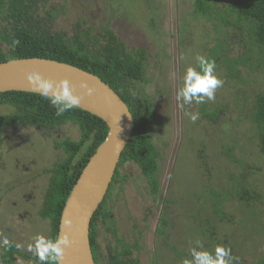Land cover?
Segmentation results:
<instances>
[{
	"label": "trees",
	"instance_id": "trees-1",
	"mask_svg": "<svg viewBox=\"0 0 264 264\" xmlns=\"http://www.w3.org/2000/svg\"><path fill=\"white\" fill-rule=\"evenodd\" d=\"M224 1V8L219 9L217 5ZM44 2L45 0H0V63L14 59L40 58L75 66L98 77L127 105L133 119V131L120 156L109 192L92 217L89 242L95 264H138L131 258L127 259V252L121 254L114 247L110 248V245H105L103 252L98 253L102 236L96 228L100 225L107 226V201L115 189L116 181L123 180L119 174L120 168L131 162L150 176L161 156L153 140L157 127L153 124L151 101L136 87L137 82L144 79V54L125 45L111 29L95 30L87 20H76L69 31L57 30L50 17L52 11H40ZM193 4L192 16L203 19L213 16L217 21L212 25L215 36L211 41L215 46L209 50L208 57L215 60L218 68H225L226 78L230 81L255 86L254 93L251 94V119L258 140L257 150L264 156V0H193ZM214 4L217 9L213 8ZM13 40L19 41L15 48L12 47ZM231 48L236 53L231 54L230 58L225 57L223 52L229 53ZM242 71L246 72V79L243 78ZM233 92L240 96L239 101L245 100L243 94ZM0 107L9 110L6 114H0V139L9 130L36 129L38 143L43 140L46 142L49 138L54 141L56 149L64 153L60 156V151H56L60 161L53 167L45 190L37 194L38 197L41 194L42 201L35 216L37 221L34 222L41 234L55 238L63 206L81 171L105 140L108 129L99 118L78 108L57 115L48 99L38 94L1 93ZM186 109L185 107L184 110ZM223 111L218 108L204 112L208 128L202 131L214 129ZM66 129L69 134L72 133L71 137L76 135L77 139L71 140L69 135L64 138L55 137L56 133ZM190 131L192 132L191 128L188 132ZM221 139L223 140V136ZM220 153L237 163L242 170L241 174L230 172L226 186H222L220 176L223 174L225 177L227 172L223 173L220 167L216 169L210 163L206 166V185L202 186V195H209L211 213L205 222H195V229L199 240L202 237L210 244L216 241L214 246L227 244L217 240L220 236L217 224L234 222L225 212L226 202L235 200L244 207L245 216L249 219L255 217L259 205H264L261 195L248 184L247 178L254 173L248 170L243 161L233 157L229 146H222ZM215 183L221 187L216 188ZM150 185L151 189L155 188L153 180ZM199 199L200 195L197 196V200ZM201 223H205L204 230L200 227ZM0 228H4L1 221ZM15 245L16 243L7 250L3 249L0 264H16L15 255L25 257V253L20 249L16 250ZM226 246L232 249L230 244ZM27 264H36V257ZM239 264H243L241 259ZM253 264H264V257Z\"/></svg>",
	"mask_w": 264,
	"mask_h": 264
},
{
	"label": "rangeland",
	"instance_id": "rangeland-1",
	"mask_svg": "<svg viewBox=\"0 0 264 264\" xmlns=\"http://www.w3.org/2000/svg\"><path fill=\"white\" fill-rule=\"evenodd\" d=\"M119 1L123 8L121 14L124 17H136V21L133 19L128 22V33L123 34L126 44L144 49L146 52L151 53L152 56L157 54L161 58L160 72L158 73L156 70L157 73L155 71L154 74L153 63L149 61L148 67L144 72L146 79L139 81L136 86L144 97L151 100L154 114L153 124L158 127L156 132H159V134L157 135L156 133L153 140L159 143V148L161 147V156L158 160L160 167L158 175L160 195L155 199L156 197L148 194L147 199L145 198L146 202L144 201L145 205L139 206L136 202H133L130 209H127L129 200L127 194L132 187L130 185L128 189L126 184H124L125 186L120 185L119 194L114 199L111 198L107 203V206L113 208L114 211V214L109 213L111 216L113 215L111 219L114 218L115 224L113 225H115L114 227L118 233L116 246L113 243V238L102 235L99 248L103 252L104 246L110 245V248L114 247L117 252L123 254L124 250L131 246L128 242L131 241V236L140 232L139 240L141 244H144L141 247V264H181L182 258H191L189 248L193 247L194 243H190V241L194 242L199 239L195 229V222H205L206 217L211 213V207H209L210 197L208 194L202 195V186L206 185V166L210 163L216 169L220 167L223 173L227 172L225 177L223 174L220 176L222 186H226V179L230 172L241 174L240 170L242 168L237 163L226 159L220 153L222 146H229L233 157L243 161L245 166L249 168L248 170L254 173L247 178L248 184L261 195L264 203V156L259 154L257 150L258 140L251 119V104L253 102L251 94L254 93L255 86L254 84L245 85L242 82L236 84L230 81V79L226 78L225 68L221 66L218 68V65H216V71L220 78L223 79L224 85L217 89L215 100L207 101L203 104H194L195 106L190 105V108L184 110L199 112V119L195 123L190 122L185 115L183 118V111L179 107V101L176 99V93L181 86V77L184 69L189 64L196 65L195 56L197 54L208 57L209 50L214 49L215 45L211 41L215 36L212 25L217 23V21L213 19V16L206 19L196 17L193 18L195 20L181 25L178 18H176L175 8L181 10L183 3L184 10L188 12L190 10L189 0H148V9L153 14L152 23L154 26H151L146 24L148 18L143 16L145 10L142 6V0ZM96 4L99 5L98 8L103 7L98 1ZM225 4L226 1L217 6L221 9L224 8ZM81 6L91 9L92 3H86L83 0H45L40 11L41 13L52 11L50 17L53 20V26L57 30L69 31L76 20H85L84 14L89 15L85 11L84 14L81 13ZM217 6L215 5L213 8L217 9ZM60 9H63L62 14ZM141 18L145 20V24H143ZM165 18H167L166 21ZM179 25L181 26L178 30ZM146 26H148L149 30ZM49 27L51 26L49 25ZM178 42L181 47H179ZM177 50L180 53H176ZM234 52L235 49L231 48L229 53L223 52V55L230 58V55ZM242 73L243 78L246 79V72L242 71ZM157 75L159 78H157ZM158 79L161 80L159 81ZM167 81L169 82L166 83L168 86L165 85ZM233 91L243 94L242 97L245 100L241 99V103L239 101L240 96L235 95ZM201 106H206L204 108H207V110H204ZM218 108L224 110V113L217 120L214 129L202 131V129L208 128L203 113ZM8 112L7 108L0 107V114ZM196 123L198 125H192ZM189 128H191L192 132H188ZM64 133L68 135V129L62 133H56V136H67ZM222 136L223 140L221 139ZM160 138H163V141L160 142ZM33 141L38 143L37 138H34ZM183 141L184 145H182ZM44 142L45 140H43ZM33 146H31L32 149ZM37 147L41 150L43 144H38ZM198 152L202 154L203 158ZM50 160V157L45 159L46 163ZM126 169L132 173L136 168L127 165ZM0 171L2 173L0 174V189L4 185V189L11 188L12 190V193H2L5 197L0 199V221L4 224V228H0V233H12L13 236L17 237L21 235L24 226L28 224L29 218H31L33 223L37 221L35 216L41 207L42 198L40 194L36 200L35 209L32 211L29 209L32 216H23L22 220L19 217V211L12 209L10 203L14 200L19 202L25 198L32 202V194L42 193L41 191L45 188V182L38 179L35 186L37 178L30 177L27 173H19L20 176L18 178H14L12 181L10 179L5 181V175L7 176L9 171L2 161H0ZM174 174L177 175L175 180ZM135 180L139 185L142 182V179L138 181L136 178ZM28 184H33L35 191H28L30 188L27 186ZM144 186L146 187V184ZM215 187L220 188L221 185L215 183ZM142 188L139 187L140 192L144 191L141 190ZM198 195H200L199 200H197ZM148 207L153 208L154 218L143 216L145 219L142 223V229H134V220L139 218V216L135 218L132 213L139 211L140 208L146 210ZM3 208L6 210L4 211ZM119 208L126 209L123 212ZM224 209L229 214V218H233L234 222L217 224L220 227V236L217 237V240L221 243L226 242V245L230 244L233 254L239 257L243 264H253L263 258L264 205L258 206L256 215L252 219L245 216L246 210L243 206L236 203L235 200L226 202ZM162 217H166L165 219L168 221L166 233L168 244L176 247L181 253L183 252V255H177L168 245L164 247L161 236L153 233L160 223L158 218ZM204 225L205 223L200 224L202 230H204ZM105 228L104 226L99 227L102 230H105ZM38 232L39 229L36 226H31L26 231L28 234ZM200 241L205 248L206 246L208 247L206 249L214 250L216 241H212L210 244L202 237H200ZM160 251L165 252L161 254L162 257L156 262L153 261V257L149 261L150 253H153L156 258L157 252Z\"/></svg>",
	"mask_w": 264,
	"mask_h": 264
},
{
	"label": "flooded vegetation",
	"instance_id": "flooded-vegetation-1",
	"mask_svg": "<svg viewBox=\"0 0 264 264\" xmlns=\"http://www.w3.org/2000/svg\"><path fill=\"white\" fill-rule=\"evenodd\" d=\"M83 1L86 3L90 2V4L92 3L91 9L89 7L85 8L86 6H81V13L84 14L85 12H88V14H89V15L84 14V17H86L85 20H87V22L90 23L94 27L95 30L101 31V30H105L106 28L111 29L112 31L115 32V34L118 36V38L125 45H127L126 42L124 41L123 34L128 33V25L127 24L129 21H132L133 19L136 21V17H128V16L124 17L121 14V10L123 8L121 7V2L119 0H83ZM97 1L100 2L103 5V7L100 6L101 8H98L99 5L96 4ZM189 1H190V10L188 12H186L184 10L182 1H180L182 3V9L178 10L177 8H175L176 18H178V21L181 23V25L186 23V22H190L192 20H195L193 18H196L194 15L192 16V10H193V5H194L193 0H189ZM142 6H143V9L145 10V13L143 14V16L145 18L146 17L148 18V21L146 24L154 26V24L152 23L153 14L148 9V0H142ZM61 14H62V11H61ZM141 19H142L143 24H145V20L143 18H141ZM166 19L167 18H165V21H166ZM165 21H164V23H166ZM181 25H179L178 30L180 29ZM146 27L148 28V26H146ZM148 30H149V28H148ZM143 38L146 40L145 37H143ZM178 44H179V42H178ZM127 46L131 49L135 48V46H129V45H127ZM179 47H181L180 44H179ZM135 49H137L136 51H138V53L142 52L144 54L145 60H144L143 75H144L145 69L148 67L147 64L149 61L151 63H153L154 67H152V68L154 69V74H155L156 70L158 71V73L160 72L161 58L159 55L153 54V56H152L151 53L146 52L144 49H141V48H135ZM178 52L180 53L179 50L176 51V53H178ZM157 71H156V73H157ZM154 77H155V75H154ZM144 78L146 79V76H144ZM157 78H159L158 75H157ZM158 80L160 81L161 79H158ZM166 83H169V82L168 81L165 82V85H166ZM160 84H161V82H160ZM166 86H168V85H166ZM185 107L187 109L190 108L189 105H185ZM183 118H184V111H183ZM157 129H158V127H157ZM71 134H72L71 132H70V134H68L69 138L71 140H73L74 138L77 139L76 135H75V137H71L72 136ZM158 134H159V132H157V135ZM64 135H67V133H64ZM37 136H38V131L36 129H27V130H22V129L21 130H15L14 129L13 131L9 130V131H6V133L2 134V138L0 139V161L4 162V164L6 165L8 171H9V172H7V176L5 175V181H7L8 179H10L12 181L14 178L15 179L18 178L20 176L19 173H21V174L27 173L30 177L37 178L36 182H35V186L37 185L38 179H41L43 182H45V186H46L48 177L51 174L53 167L55 166L56 162L60 161V159H58V156L56 155V151L58 149H56L57 147L54 146V141H50V139L49 140L47 139L48 141H46L44 143L43 142L34 143L33 139L37 138ZM55 137L56 138H64L66 136L59 137V136H56V134H55ZM159 141L160 142L163 141V138L162 139L160 138ZM38 144H43V147L41 150L38 149V147H37ZM154 144H155L156 148L159 149V151H160L161 147L159 148V143H157V141H154ZM31 146H33V149ZM58 151H60V150H58ZM61 155H64V153L62 151H60V156ZM49 157L51 158V160L46 163L45 159H48ZM178 158H179V154H178ZM38 159H40V160H38ZM39 162H41V163H39ZM127 165H131L132 167L136 168L134 170V172H132V173L128 172L126 169ZM117 168H118V165H117ZM117 168H116V170H117ZM116 170H115V172H116ZM176 170H178V169L176 168ZM159 171H160L159 161L157 163V167H156L155 171L150 176H148L143 171V169L140 166H138L137 164H134L131 162L125 163L120 168V171H119V174L121 175V178H123V180L119 179L118 181H116V183L114 185L115 189L112 192L107 203L111 200V198L114 199L119 194L118 190L120 189V185H124V184H126L127 188L130 185L132 187L131 190L128 188L129 193L127 194V198L129 200L127 202V209H130L131 205H133V202H136L139 206L145 205L144 201H145V198L147 199L148 194H150L152 197H156L155 199H157L160 195L159 184H158ZM137 172H138V175H137ZM0 174H2L1 171H0ZM149 177H151V178H149ZM136 178L138 179V181L142 179V182L140 183V185L136 182V180H135ZM176 178H177V175L174 174V180ZM112 180H113V178H112ZM151 180H153L155 183L154 189H151V185H150ZM111 183H112V181H111ZM111 183H110V185H111ZM144 184H146V187L144 186ZM110 185H109V188L107 190V193H106L104 199L106 198V196L109 192ZM27 186L30 187L28 189V191H31V190L35 191L33 184H28ZM3 187H4V185H3ZM3 187H1V189H0V199H4V197H5L4 195H2V193H7V194L12 193L11 188L4 189ZM139 187L140 188L143 187L141 190H144V191L140 192ZM141 196H143V197L141 198ZM32 198H33L32 202L28 201L25 198V199H21L19 202L14 200L10 203L12 209L19 211V213H20L19 217L21 220H22L23 216H27V215L32 216L31 211L35 209L36 200L39 197L37 194H32ZM140 198H141V200H139ZM104 199H103V201H104ZM142 199H143V201H142ZM107 208H108V213H107V218H106L107 226L106 225H100V226H104V228L106 226L105 230L99 229L100 226H98L96 228V230H97L98 234H100L101 236L106 235L108 238H113V241H114L113 243L116 246V242H117L116 236L118 235V233L114 227L115 225H113V224H115L114 218L111 219V217L113 216V215L111 216V214L112 213L114 214V211H113V208H111L109 206H107ZM5 210L6 209H4V211ZM119 210L124 212V210L122 208H119ZM133 210H135V209H133ZM121 211H119V213H121ZM109 212H111V214ZM132 214L135 216V218L137 216H139V218L134 220L135 221L134 229L138 228L140 230L143 227L142 223L145 219V217H143V216H148V217H151L153 219L154 215H155L152 207H148V208H146V210L140 208L139 211L134 212ZM155 218H156V216H155ZM165 218L166 217L158 218V221L160 223L155 228L153 233L161 236V240L163 241L164 247H165V245H168L170 247V249H172V251L175 252L177 255H183V252L181 253L179 250H177L176 247L168 244V241L166 238L167 226H168L167 222L168 221ZM31 226H35V224L33 223V221H31V218H29L28 224L24 226V229L22 230L21 235H18L17 237H15V236H13L12 233L4 232L9 237V239L11 241H13V244H15V243L21 244L22 246L19 249L21 250V252L25 253V257H22V256L20 257V256L15 255L14 260H15L16 264H27V263L31 262V259L33 257H35L32 254H29L30 252H28L27 248H26V245L30 241L31 237H33L35 234H37V233H35V234L26 233L27 229ZM38 233H40V231ZM140 234L141 233L139 232V233H135L134 235L131 236V238H132V239L130 238L131 241H128L131 246L129 248H126L123 252V253L127 252V255H126L127 259L131 258V260L136 261L138 264H141V262H140V259L142 256L141 247L144 245V244L140 243V240H139ZM16 250H18V249L16 248ZM2 253H3V249L0 248V257L2 255ZM98 253H101L100 248L98 249ZM163 253H165V252H161V251L157 252L156 258L153 256V253L152 254L150 253L149 261H151V258L153 257L154 258L153 261L156 262V260H158L160 257H162L161 254H163ZM99 256H100V254H99Z\"/></svg>",
	"mask_w": 264,
	"mask_h": 264
},
{
	"label": "water",
	"instance_id": "water-1",
	"mask_svg": "<svg viewBox=\"0 0 264 264\" xmlns=\"http://www.w3.org/2000/svg\"><path fill=\"white\" fill-rule=\"evenodd\" d=\"M30 74L46 77L54 86L67 79L70 87L74 86V93L81 96L78 109L99 118L108 129L105 140L88 160L63 206L57 232V236L67 232L71 241L65 248L62 264H95L89 242L91 220L130 140L133 131L131 113L120 97L95 75L49 59L25 58L0 63V94L24 92L40 95L28 83ZM82 81L93 89L91 95L80 87ZM63 218L71 219V225L64 226Z\"/></svg>",
	"mask_w": 264,
	"mask_h": 264
},
{
	"label": "clouds",
	"instance_id": "clouds-1",
	"mask_svg": "<svg viewBox=\"0 0 264 264\" xmlns=\"http://www.w3.org/2000/svg\"><path fill=\"white\" fill-rule=\"evenodd\" d=\"M18 44V40H13L12 47L15 48ZM181 58L183 59V57ZM195 61V66L189 64L184 69L181 86L176 93V99L179 101V107L182 111H184L185 105L214 101L217 89L224 85L223 79L216 71L215 60L197 54ZM27 80L33 89L48 99L49 104L56 109L57 115L80 107L81 96L74 93V86L70 87L67 79L60 80L55 86L51 80L41 77L39 74H30L27 76ZM80 87L86 89L89 95L93 92L86 81H82ZM184 115L192 123L199 119L198 111H184ZM62 223L64 226H70L72 221L69 218H63ZM70 243L67 232L55 238L37 233L31 237L26 248L36 257V264H62L65 248ZM190 243H194V246L189 248L191 258H182L181 264H239V257L233 255L229 246L218 244L214 250L210 251L199 239L194 242L190 241ZM12 246L13 241L6 234L0 233V248L7 250ZM21 246L19 243L15 245L17 249Z\"/></svg>",
	"mask_w": 264,
	"mask_h": 264
}]
</instances>
